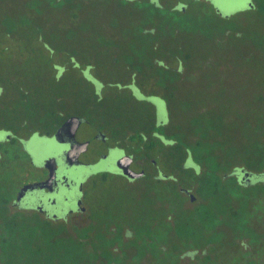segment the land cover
<instances>
[{
    "label": "trees",
    "instance_id": "trees-1",
    "mask_svg": "<svg viewBox=\"0 0 264 264\" xmlns=\"http://www.w3.org/2000/svg\"><path fill=\"white\" fill-rule=\"evenodd\" d=\"M252 3L255 9L223 16L206 0H20L4 13L1 164L9 160L6 145L16 144L17 160L23 138L51 134L70 115L84 117L128 152L156 164L150 162L155 171L144 175L141 186L124 185V207L104 204L85 213L86 227L71 229L28 222L25 213L10 210L15 188L0 176V264H233L231 244H223L219 260L212 243L218 225L228 229L233 220L239 229L245 225L246 190L232 180L230 161L236 154L248 164L250 134L243 138L233 129L234 113L215 106L224 101L197 94L190 85L196 78L213 83L222 74L211 51L198 53L193 41L196 36L216 47L264 38V24L243 18L261 11L264 20V0ZM124 4L130 6L127 18L109 24L106 7L120 18ZM160 37L167 41L160 43ZM252 53L244 48L239 54L250 61ZM103 72L119 78L104 80ZM149 96L165 105V121L158 120L159 108ZM254 96L263 98L264 91ZM235 192L243 193L237 206Z\"/></svg>",
    "mask_w": 264,
    "mask_h": 264
},
{
    "label": "flooded vegetation",
    "instance_id": "flooded-vegetation-1",
    "mask_svg": "<svg viewBox=\"0 0 264 264\" xmlns=\"http://www.w3.org/2000/svg\"><path fill=\"white\" fill-rule=\"evenodd\" d=\"M247 6L255 9L254 3H248ZM216 10L222 14L218 9ZM262 22L264 24V20ZM257 99L262 103L264 101V97ZM262 120H264V117H262ZM83 123L90 124L88 121ZM92 126L94 130L86 137L79 138L77 133H75L78 141L87 142L85 150L81 151L78 156V159L82 162L81 164L70 165L66 161L64 153L68 149L69 143L57 142L54 139V132L51 134L36 132L20 141L22 153L26 157L27 164H30L31 166H29L32 168H36L38 172L26 180L23 178L21 183L15 188L8 204L10 210L22 211L27 215L28 222L35 223L36 220H44L53 225L60 224L71 229L72 226H78V215H84L88 211L85 199L90 179H93L92 184H94L96 176L106 174L124 177L131 183L133 181H143L146 173L155 171L154 166L150 164V162H154L152 159H139L136 155L128 152L123 145L112 141L106 131L94 125ZM99 132L103 136H97ZM258 133L259 135L255 133L256 136L246 141L248 142V156L246 158L248 164L245 166L241 160L238 161L236 154L233 157V161H230L232 162V180L237 185L239 183L238 186L241 190H246L243 195L246 199L245 225L239 229L235 224L236 220H233V225L229 228L227 227L228 229L222 224L218 225L216 238L212 243L231 244L229 248L233 264H264V126ZM47 141L52 145L54 151L50 155L44 156L40 164L36 166L33 161V155L28 154L25 149L38 144L37 142ZM235 141L238 142V138H235ZM97 144L99 145L97 146ZM39 149L37 148L33 152L38 153ZM28 150L31 151L30 149ZM91 150L96 155L92 158L86 156ZM115 152L116 154H114ZM126 154L131 156L130 168L135 171L143 170L144 174L142 176L129 178L116 167L117 159ZM154 163L156 164V162ZM97 166L99 167L97 170L93 169V167ZM92 170L96 171L89 175ZM32 182H40L42 186L27 189L20 199H17L22 185ZM133 184L138 186L139 183ZM238 186H235V191ZM180 189L184 194L190 196V190L184 187H180ZM238 194L240 196L243 193H232L235 206L238 205L236 199ZM217 251L218 253L220 252L219 249ZM221 253L219 260L222 259Z\"/></svg>",
    "mask_w": 264,
    "mask_h": 264
},
{
    "label": "rangeland",
    "instance_id": "rangeland-1",
    "mask_svg": "<svg viewBox=\"0 0 264 264\" xmlns=\"http://www.w3.org/2000/svg\"><path fill=\"white\" fill-rule=\"evenodd\" d=\"M5 1L6 3L3 4V0H0V18L4 16V13H10L13 9L12 5L20 0ZM206 1L209 7L218 9L219 12H222V15L225 16L236 13L238 11H245L248 8V3L261 0ZM121 8L122 9L119 12L118 16H116L120 18H113L111 10L108 8V6L106 7L107 13L105 15L106 20L109 22V24L120 22L122 20V17L127 18V16L129 15L128 11L130 10V6L128 4H124L121 6ZM91 16L92 19L94 16L92 14ZM262 16V12L260 11L257 12V16H244L243 18H247L244 20L251 22H253L252 18H255V23L257 25H263ZM84 17L85 16H83V18ZM211 17H213V15H211ZM81 21L84 24L87 23V19H81ZM214 21L215 19L210 22L214 23ZM50 22L51 24H56L54 23V20ZM78 32L81 33V37H86V32L82 29V27L79 28ZM120 34H122L121 30H119V35ZM81 37H79V39L83 40ZM160 38V43H164L167 41L162 37ZM194 38L195 40L193 42L198 53H200L199 50L203 51L207 47L211 51L212 56L216 57V59L220 62L218 71H220V73L222 74L221 77L216 78L213 83L209 81V84L207 83L208 80L204 81L203 79L196 78L195 83H192L190 85H192V88H194V91L197 94L201 93L202 95H205L206 98L216 97V99L219 101L228 102L229 104L224 102L216 103L215 106L219 108H225L228 112L232 111V113H234L232 116L233 129L239 131V134L241 133L243 138H247V136L251 134L248 137V139L250 140L251 137L256 136L254 129L256 128L255 126L257 125L258 127H260V129H262L264 126V120H262V117H264V101L263 103L259 102L258 99L254 96L260 91V89L264 91V38H258L255 41L247 38L248 40H245L244 43H236L234 41L227 40L228 42L225 43V46H223L222 44H218L216 45V47L214 45L209 46V43H206L207 41L203 40L202 38L198 39L196 36ZM126 43L127 42H125V44ZM239 44H241V46H238ZM235 48H237V50L239 51L237 52ZM244 48H247L251 50V52H253L252 56L250 57V61H245L244 58H242L239 54L240 51H243ZM159 53L160 50L158 51V54ZM243 65L246 67H244ZM240 68H244L245 70H242ZM211 69L213 71V68ZM211 69H207V71H211ZM203 71L204 70L201 68L197 69L198 73H203ZM82 72L84 73V75L87 74V71L85 70ZM209 74L211 75V78L212 76H214V73L212 72H210ZM89 76L92 77L91 73H89ZM103 76L104 77L102 79L104 80H115L119 78L118 76H115L113 72H108L107 75L103 72ZM147 99L149 101H152L153 103H156V105L158 106V120L161 119L165 121L167 118V112L165 105L161 103L162 101L156 99V97L150 96ZM137 108L139 109V107ZM251 124L254 125L252 130ZM93 130L94 127L92 125L82 122L76 133L79 138H83L90 135ZM3 140L4 137L0 133V141ZM37 143L38 144L33 143L34 145L28 148L31 151H29L27 148L25 149L28 154L33 155V161L36 166L40 164L44 156H48L54 151V148L48 141ZM98 145L99 144H97V146ZM6 147L9 149V153L7 154V159L9 160L4 161L2 164L0 163V176L5 177L4 180L6 182L4 184H6L9 189H13L21 183L23 178L26 180L27 178L32 177V175H36L38 170L36 168L30 167L31 165L27 164L26 160L23 158V155H21V157L17 160L13 157V155L18 150L16 144L10 146L6 145ZM37 148H40L38 153L33 152ZM114 154H116V152ZM86 156L92 158L96 155H94V151L91 150L86 154ZM98 168V166L93 167V169L96 170ZM95 171L92 170L89 175L95 173ZM92 181L93 179H90V181H88V188L85 199V202L88 205L87 213L89 214V216L99 211V208L104 204L109 205L110 208L113 209H118L121 206L124 207V203L128 200V193L124 190V185L128 182L126 178L116 176L112 179L102 181L98 177L94 179V184H92ZM141 182L142 181H133L131 183H139L138 185L140 186L141 184H143V182ZM99 213L102 215V212ZM99 213L98 215H100ZM183 216L184 214H181V217ZM87 221L88 218L85 214L78 215L77 224L86 227ZM214 246L219 249L220 252L224 253L225 250L223 244H216ZM225 258L227 257L224 256V259ZM216 259L218 260V258ZM216 259H214V261Z\"/></svg>",
    "mask_w": 264,
    "mask_h": 264
},
{
    "label": "water",
    "instance_id": "water-1",
    "mask_svg": "<svg viewBox=\"0 0 264 264\" xmlns=\"http://www.w3.org/2000/svg\"><path fill=\"white\" fill-rule=\"evenodd\" d=\"M85 121V118L79 115H70L68 116L55 130L54 139L57 142L69 143V147L64 153L66 161L70 165L72 164H81L82 162L78 159V156L81 151L85 150L87 142L78 141L75 137V133L79 125ZM97 136H103L100 132ZM131 161L130 155H123L119 157L116 161V167L119 168L122 174L126 175L129 178H137L144 174L143 170L135 171L130 168L129 164ZM42 183L32 182L25 183L22 185L21 189L18 192L17 199L23 195L27 189H33L41 187ZM193 199V197H192Z\"/></svg>",
    "mask_w": 264,
    "mask_h": 264
}]
</instances>
